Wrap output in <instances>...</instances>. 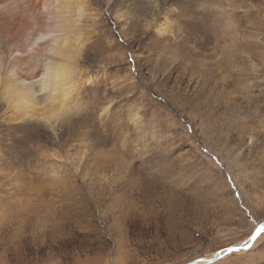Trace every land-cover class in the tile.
<instances>
[{
    "label": "rangeland",
    "instance_id": "obj_1",
    "mask_svg": "<svg viewBox=\"0 0 264 264\" xmlns=\"http://www.w3.org/2000/svg\"><path fill=\"white\" fill-rule=\"evenodd\" d=\"M89 1V109L57 132L24 123L18 148L0 141V264H186L243 244L264 220V142L247 143L264 127V0H209L203 24L188 20L190 0ZM229 16L246 23L229 32ZM185 47L191 60L166 57ZM137 77L141 103L194 104L172 102L159 131L132 101ZM6 106L0 96L11 122ZM120 123L131 150L117 143ZM261 245L212 264H264Z\"/></svg>",
    "mask_w": 264,
    "mask_h": 264
},
{
    "label": "bare ground",
    "instance_id": "obj_2",
    "mask_svg": "<svg viewBox=\"0 0 264 264\" xmlns=\"http://www.w3.org/2000/svg\"><path fill=\"white\" fill-rule=\"evenodd\" d=\"M89 7V0H0V96L11 121L0 120L2 145L20 147L34 121L56 132L74 123L70 109L96 80L82 69L90 36L84 22L98 17Z\"/></svg>",
    "mask_w": 264,
    "mask_h": 264
},
{
    "label": "snow or ice",
    "instance_id": "obj_3",
    "mask_svg": "<svg viewBox=\"0 0 264 264\" xmlns=\"http://www.w3.org/2000/svg\"><path fill=\"white\" fill-rule=\"evenodd\" d=\"M189 7L192 9L191 13L188 15L189 21H194L199 24H203L210 14H212V7L213 5L209 3V0H190ZM252 9H250L251 11ZM239 21L241 24L246 23V17H236L232 18L231 16L228 17L226 21V29L229 32H232L234 29H237V23L236 21ZM188 28L195 31L196 28L193 23H188ZM119 43L121 46L125 44L124 37L121 35L118 37ZM261 43H264L262 41ZM101 46L105 49H111L112 44L110 45L108 40L106 42H102ZM127 57L133 58V55L131 52H128L126 54ZM166 57H169L173 60H175L177 63H183L186 60H191V50L190 48H178L175 51H171L170 54H168ZM140 81L139 77L136 78V83L131 85V87L137 89V93L132 95V101L137 102V107L144 109L141 113L144 117L145 123H148L154 127L157 128V130L162 131L164 130L168 124L171 122L169 118L165 115V112L169 110L170 104L172 102H175L176 104H183L185 110L192 107L194 104V101H192L187 96H181L179 99L175 95H170L168 97V103L160 102V106L157 108L156 103L148 104L146 101L144 103H141L137 100V95L139 93V88L137 86V82ZM120 83V81H117L116 84ZM116 84H112L111 88L115 92ZM150 89V88H148ZM124 91H128L127 88L124 89ZM148 92V96L151 97L155 95L150 89ZM116 95H119L120 93L115 92ZM89 109V104L87 103H80L78 105H74L70 111L75 114H80L83 112H86ZM154 110V111H153ZM135 111V109L133 110ZM102 111H98L96 115L100 116L102 118L103 116ZM237 119H242L243 116L237 113L236 116ZM120 129H121V135L119 136L117 143L119 145L120 140L125 141L126 147L131 150L132 148V140L134 139V133H131L130 131L127 133V136H125L126 128L123 127L120 123ZM260 134L256 137V141H248L247 143L252 144L253 147H256L257 144L264 142V127H261ZM206 151V150H205ZM213 163H216V160H213ZM225 180L231 179L230 177L225 176ZM247 240L244 241L242 247H233L231 245L228 246H222V251H226L229 256H231L234 253L240 252V251H252L253 248L256 246L257 242L261 239V237H264V223H260L257 225H253V228L251 231L246 233ZM264 246V245H261ZM250 264H256L255 259H253Z\"/></svg>",
    "mask_w": 264,
    "mask_h": 264
},
{
    "label": "water",
    "instance_id": "obj_4",
    "mask_svg": "<svg viewBox=\"0 0 264 264\" xmlns=\"http://www.w3.org/2000/svg\"><path fill=\"white\" fill-rule=\"evenodd\" d=\"M260 223H264V220ZM258 223V224H260ZM258 226V225H257ZM243 244H235V245H231L233 247H242ZM228 255V253L226 251H218L217 254H214L210 257H201V258H198L194 261H191V262H188L186 264H198V261L201 262L202 264H212V263H215L217 262L218 260H220L221 258H223L224 256Z\"/></svg>",
    "mask_w": 264,
    "mask_h": 264
}]
</instances>
